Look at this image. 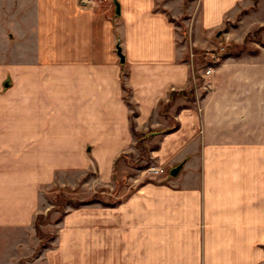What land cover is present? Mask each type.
Wrapping results in <instances>:
<instances>
[{"label":"crops","instance_id":"0c3cea01","mask_svg":"<svg viewBox=\"0 0 264 264\" xmlns=\"http://www.w3.org/2000/svg\"><path fill=\"white\" fill-rule=\"evenodd\" d=\"M262 25L264 0H0L6 264L26 242L13 234L37 237L45 187L111 194L117 163L135 147L131 125L147 132L170 118L179 127L154 136L153 157L169 172L181 163L178 175L127 187L125 197L106 199L115 205L69 210L39 261L264 264V46L210 65ZM192 47L205 55L201 70L186 54ZM199 71L196 100L179 97L162 115L159 102L189 89Z\"/></svg>","mask_w":264,"mask_h":264},{"label":"rangeland","instance_id":"374dc122","mask_svg":"<svg viewBox=\"0 0 264 264\" xmlns=\"http://www.w3.org/2000/svg\"><path fill=\"white\" fill-rule=\"evenodd\" d=\"M98 4V3H97ZM117 12V5H116V11ZM182 22L179 21V24ZM236 23V22H235ZM256 23L255 21L251 23L253 25ZM251 25L248 23L244 24L241 28V33L245 34L248 29L251 28ZM181 32V31H180ZM182 33V32H181ZM222 33V32H221ZM261 42L259 45L264 46V31L260 34ZM183 39H181L180 43ZM230 44H238L234 42H230L228 44H225V46ZM241 44V43H240ZM185 45V44H184ZM247 45L249 49L253 48L255 46L254 41L247 42ZM181 46V45H180ZM225 49H220V52L224 51ZM233 51H237V48H233ZM186 54L189 57L190 60H194L195 62V68L197 70H201V67L206 66V60L202 58V55L197 56V50L195 47L187 48ZM205 56V55H204ZM203 59V60H202ZM201 68V69H200ZM200 75V71L198 72ZM199 81V79H196ZM201 91H203V88H200ZM174 118L168 119V126H170L173 122ZM146 149L138 148L135 144V147L129 151V153L124 154L121 160H119V163H117L116 171H115V181H116V189L112 190L111 194H107V188L106 187H98L94 190L93 194L95 192H101L106 199H121L125 197L126 191L128 187V192L130 190H133L136 185H139L142 181L151 179L154 181H166L167 176L169 175V170L165 167V172L163 174H157L155 172H152L150 168L153 165H161L158 164L156 159L153 157V151L151 150L156 143L155 139L152 138L150 140L145 141ZM93 174H96L93 172ZM134 186H133V185ZM131 185V186H130ZM97 190V191H96ZM64 194L68 197H73L75 199L83 200L91 197L93 194L90 193L85 187H77L76 189H72L69 186L60 185L59 183L57 185L53 184L48 187H45L41 194V205L40 209H42L38 213H43L45 215L44 217V223L41 224V228L47 236H54L56 238V229L57 224L59 222V219L62 216V211L59 209V206L54 205L56 196L60 194ZM73 206L66 205L65 210L68 212L69 210L73 209ZM37 213V214H38ZM14 241H21V239H25L23 241L25 242L24 248H22L14 257V253L16 250H13V257L15 258L14 261H10L9 264H43V261H39V256H37L35 259H30L35 250L39 246V237H35L36 235L31 234L28 235L27 233H19V234H13ZM55 238L51 241H49L50 246H53V243L55 241ZM12 241H9L8 239L4 237H0V264H6L8 263L9 258L6 256L10 253H5V250L8 249L9 252L12 250ZM46 249V248H45ZM43 249V250H45ZM42 250V252H43ZM25 254V255H24Z\"/></svg>","mask_w":264,"mask_h":264},{"label":"trees","instance_id":"16d2710c","mask_svg":"<svg viewBox=\"0 0 264 264\" xmlns=\"http://www.w3.org/2000/svg\"><path fill=\"white\" fill-rule=\"evenodd\" d=\"M259 0H254L255 2V7L257 5ZM248 10H243L241 14L246 13ZM264 31V25L259 26L257 29H255L253 32H250L246 35L245 40L241 44H230L227 46H224V51L219 52V60L211 62L210 65L213 66H218L220 61L222 59H225L229 56H240L244 51L247 49V42L254 41V42H261L260 39V34ZM233 48H237V51H233ZM258 50H254L253 53H256ZM204 59V55L202 56ZM202 59V60H203ZM207 65V64H206ZM196 73V78L199 79L195 84H193L189 89H181V90H171L169 93V98L167 101L161 100L159 102V112L162 115L165 116H170V109L171 107L175 104L177 98L179 97H184L188 101H195L197 96H196V88H199L202 84L203 78L201 75H199L197 72ZM127 101L128 96H127ZM130 103V102H129ZM131 104V103H130ZM133 115H136V111H134ZM179 127V122L176 120H173L172 124L163 129H152L150 128L147 132H140L135 129L134 124L131 125L132 132L136 138V146L138 148L146 149V140H150L154 138V136L158 133H170L177 129ZM159 145H155L151 150H156L158 149ZM124 154H122L123 156ZM93 203H102L104 205H115L117 202H107L106 197L99 191L95 192L91 197L83 200L75 199L73 197H68L62 194L60 192L59 195L56 196L54 205L59 206V209L62 211V216L59 219V221L63 218V216L67 213L65 210L66 205L73 206L74 208H79L84 205L88 204H93ZM44 217L45 215L43 213H38L35 217V229H36V234L39 237V246L33 253L30 259H35L37 256H39L42 253V250L45 248L50 247L49 241L53 240L55 237L54 236H47L41 228V224L44 223Z\"/></svg>","mask_w":264,"mask_h":264},{"label":"built area","instance_id":"2783aa9c","mask_svg":"<svg viewBox=\"0 0 264 264\" xmlns=\"http://www.w3.org/2000/svg\"><path fill=\"white\" fill-rule=\"evenodd\" d=\"M98 3V0H80V4L82 6H85V7H91V6H95L96 4ZM213 70V68H209L207 70L208 73H211ZM150 170L152 172H155L157 174H163L165 172V167L162 166V165H153Z\"/></svg>","mask_w":264,"mask_h":264},{"label":"water","instance_id":"95a60500","mask_svg":"<svg viewBox=\"0 0 264 264\" xmlns=\"http://www.w3.org/2000/svg\"><path fill=\"white\" fill-rule=\"evenodd\" d=\"M117 12H118V13L120 12L119 4L117 5ZM219 34H220V32H219ZM117 48H118V54H119V56H120V58H121V61L124 62V61H125V55H124L123 52H122V48H121L120 45H118ZM182 166H183V165L180 163V164H178L177 166L173 167V168L170 170V174H171V176H177L178 173H179V171L181 170Z\"/></svg>","mask_w":264,"mask_h":264}]
</instances>
